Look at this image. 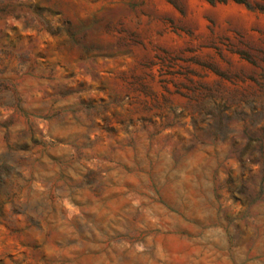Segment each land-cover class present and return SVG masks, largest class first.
Instances as JSON below:
<instances>
[{"label":"rangeland","instance_id":"374dc122","mask_svg":"<svg viewBox=\"0 0 264 264\" xmlns=\"http://www.w3.org/2000/svg\"><path fill=\"white\" fill-rule=\"evenodd\" d=\"M247 1L0 0V264H264Z\"/></svg>","mask_w":264,"mask_h":264},{"label":"trees","instance_id":"16d2710c","mask_svg":"<svg viewBox=\"0 0 264 264\" xmlns=\"http://www.w3.org/2000/svg\"><path fill=\"white\" fill-rule=\"evenodd\" d=\"M205 1H207L210 4H214V3L218 2V0H205ZM232 1L239 3V4H243L249 9H253L251 4L247 0H232ZM260 10H263V9L260 8Z\"/></svg>","mask_w":264,"mask_h":264}]
</instances>
